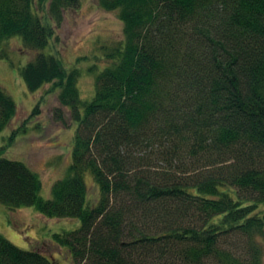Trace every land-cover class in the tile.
Instances as JSON below:
<instances>
[{
  "label": "trees",
  "instance_id": "trees-1",
  "mask_svg": "<svg viewBox=\"0 0 264 264\" xmlns=\"http://www.w3.org/2000/svg\"><path fill=\"white\" fill-rule=\"evenodd\" d=\"M97 1L117 11L123 40L83 100L79 70L42 52L55 29L37 13L48 5L60 24L78 0H0V51L14 35L39 50L21 71L27 88L51 83L77 122L50 198L0 146V203L78 218L52 237L71 264H262L264 0ZM15 109L0 86V133ZM0 264L54 263L0 234Z\"/></svg>",
  "mask_w": 264,
  "mask_h": 264
},
{
  "label": "rangeland",
  "instance_id": "rangeland-1",
  "mask_svg": "<svg viewBox=\"0 0 264 264\" xmlns=\"http://www.w3.org/2000/svg\"><path fill=\"white\" fill-rule=\"evenodd\" d=\"M43 21L54 27V37L44 54L59 58L67 69H78V89L83 100L94 95L95 76L109 60L104 53L123 40V25L117 11L102 9L97 0H78L64 9L60 24L50 18L48 5L38 9ZM39 50L25 46L19 35L5 40L0 51V86L15 102V114L0 133L3 157L24 163L39 176L40 194L51 197V186L66 174L71 162L77 122L70 108L60 104L58 90L51 83L30 91L21 75L23 67ZM93 68L95 70H91ZM90 203L95 204L99 190L86 174ZM250 199L253 195L242 192ZM264 207V203L260 204ZM78 218L46 217L33 206L11 209L0 203V234L23 250L36 249L54 264H71L70 253L52 239L54 233L78 229ZM264 250V242H263ZM264 264V252L263 260Z\"/></svg>",
  "mask_w": 264,
  "mask_h": 264
}]
</instances>
